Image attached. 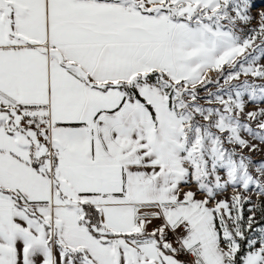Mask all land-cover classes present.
Wrapping results in <instances>:
<instances>
[{
  "label": "snow or ice",
  "instance_id": "6c2138e0",
  "mask_svg": "<svg viewBox=\"0 0 264 264\" xmlns=\"http://www.w3.org/2000/svg\"><path fill=\"white\" fill-rule=\"evenodd\" d=\"M261 104L264 0H0V264H264Z\"/></svg>",
  "mask_w": 264,
  "mask_h": 264
},
{
  "label": "rangeland",
  "instance_id": "374dc122",
  "mask_svg": "<svg viewBox=\"0 0 264 264\" xmlns=\"http://www.w3.org/2000/svg\"><path fill=\"white\" fill-rule=\"evenodd\" d=\"M261 107H264V104H261L260 105ZM253 107H255V105L253 104H249L248 105V108L246 109L247 110H251ZM262 148H264V146H261ZM252 156V158L254 160H261V159H264V151H259V152H254V153H251L250 154Z\"/></svg>",
  "mask_w": 264,
  "mask_h": 264
}]
</instances>
